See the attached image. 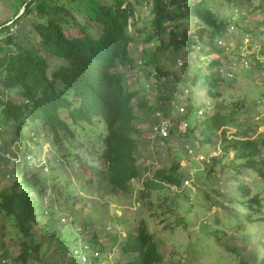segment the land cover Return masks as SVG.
I'll list each match as a JSON object with an SVG mask.
<instances>
[{
	"label": "trees",
	"instance_id": "trees-1",
	"mask_svg": "<svg viewBox=\"0 0 264 264\" xmlns=\"http://www.w3.org/2000/svg\"><path fill=\"white\" fill-rule=\"evenodd\" d=\"M20 1V16L21 9L0 20V264L164 262L147 218L133 228L117 215L107 223L103 200L129 194L140 177L138 121L154 118L152 130L174 121L166 100L184 105L177 116L188 132L166 126L169 137L158 130L157 143L179 136L219 150L207 173L223 190L224 203L215 205L227 216L225 230L206 234L232 244L238 264H258V254L264 264V135L254 134L259 125L245 98H224L238 75L231 61L225 68L219 59H185L197 49L222 53L229 33L251 36L250 13L232 11L242 0ZM257 21L264 26V16ZM137 68L158 93L154 101L137 100L125 85ZM262 69L257 60L255 71ZM47 144L53 154L40 165L37 150ZM194 152L187 145L183 153ZM172 161L156 170L158 191L162 181L182 185L186 167ZM152 198L146 185L136 201L149 207Z\"/></svg>",
	"mask_w": 264,
	"mask_h": 264
},
{
	"label": "rangeland",
	"instance_id": "rangeland-1",
	"mask_svg": "<svg viewBox=\"0 0 264 264\" xmlns=\"http://www.w3.org/2000/svg\"><path fill=\"white\" fill-rule=\"evenodd\" d=\"M209 1L211 2V0ZM220 2V0H212V5L216 4L217 6ZM251 2L252 4L249 5L245 0H242L238 7H235L234 4L231 5L235 15L237 13L234 10H238V8L242 9L243 14L245 12L250 13L249 19L251 21L245 22L250 23L254 29L250 32V37L245 36L244 33H226L229 38L223 40L225 47L222 53L203 56L197 49L193 53H187L185 59H194L195 61L201 59L200 57L205 60L219 59L225 68H231L229 64L231 61L232 69L238 75L232 78L234 81L233 88L229 89V94H225L224 98L230 100L245 98L247 100L249 107L244 108V111L249 110L252 113L253 123H258L259 127L254 133L258 136L264 135V70L255 71V69L257 60L264 61L262 54L264 53V34L258 33L257 29H264V26L258 24V21L254 23V19L256 17V19L262 20L264 1L251 0ZM258 5H260V16L255 10ZM19 9H23L20 0H0V20L12 17L13 13ZM221 10L223 12L225 7L222 6ZM243 37L247 38L243 39ZM238 38H242L243 43ZM243 62L249 65L250 72L239 66V63L243 65ZM140 74L142 72L139 68L128 69L129 79L125 85L137 91V100L149 99L154 101L158 93L151 87V83L139 80ZM225 90L223 88L222 92ZM167 95L170 94L167 93ZM208 102L205 98L203 108L206 113L210 105ZM215 102H211V113L216 111V108L213 107ZM166 103L170 107L169 115L174 119V121L168 120L166 126L175 125L178 131L188 132V128L183 122L179 124V116H177V113H182L183 110L181 111V109L184 105L178 102L172 105L170 100H166ZM197 111L198 109H195L192 114L194 121H198L199 118ZM188 121L186 122L189 123ZM154 123V118L148 116H144L138 121V128L143 131L142 135L137 136L138 148L136 151L139 157L140 177L132 182L129 194L105 196L103 201L108 202L110 206L107 223H110L117 215L122 218L123 222H126V225L133 228V225L140 218H147L149 229L154 233L159 244V250L164 255V262L160 264H238L235 253L229 248H232V244H229L228 249L219 245L212 234H206L207 229L210 233L220 229L225 230L223 222L227 217L223 210L215 205V203H224L223 196L217 194L223 193L221 184L215 176H209L207 173V169L211 165V158L219 154L218 147H202L198 142L187 141L188 138L185 140L186 143H183V138L179 136H170L166 146L159 144L156 142V134L158 135V130L162 128V125L154 126L155 129L152 130ZM221 131L215 133L214 139L218 138ZM235 131L232 128L228 133ZM196 133L198 134V132ZM167 136L169 137V132L166 131ZM187 145L193 146L194 154L186 155L183 153ZM37 153L40 165L45 164L46 158L53 154V148L47 144L41 153L38 150ZM176 156L181 166L186 167L182 185L175 187L162 181L161 189L158 191L159 187L155 186L156 170L161 167L170 168L172 160ZM146 185H149L151 194H153V205L149 207L138 204L136 201L139 191L144 189ZM169 208L172 212L167 211ZM58 209L60 208L58 207ZM215 218H219L218 223ZM262 229L263 226H260L259 230L262 231ZM120 233L124 234L125 229H121ZM225 238L226 236L222 238V243H225ZM172 251L175 253L172 254ZM256 258L259 264L261 261L260 254Z\"/></svg>",
	"mask_w": 264,
	"mask_h": 264
},
{
	"label": "built area",
	"instance_id": "built-area-1",
	"mask_svg": "<svg viewBox=\"0 0 264 264\" xmlns=\"http://www.w3.org/2000/svg\"><path fill=\"white\" fill-rule=\"evenodd\" d=\"M182 110V109H181ZM167 121H164L161 125H162V128L159 130L160 132V134L162 135V136H164V137H166V131H167V128H166V125H167V123H166ZM168 132V131H167Z\"/></svg>",
	"mask_w": 264,
	"mask_h": 264
},
{
	"label": "water",
	"instance_id": "water-1",
	"mask_svg": "<svg viewBox=\"0 0 264 264\" xmlns=\"http://www.w3.org/2000/svg\"><path fill=\"white\" fill-rule=\"evenodd\" d=\"M23 11H24V8L20 11V13L17 15V17L20 16L23 13Z\"/></svg>",
	"mask_w": 264,
	"mask_h": 264
}]
</instances>
